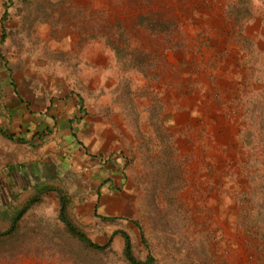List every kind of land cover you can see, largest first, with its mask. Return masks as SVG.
I'll return each mask as SVG.
<instances>
[{
	"label": "rangeland",
	"instance_id": "obj_1",
	"mask_svg": "<svg viewBox=\"0 0 264 264\" xmlns=\"http://www.w3.org/2000/svg\"><path fill=\"white\" fill-rule=\"evenodd\" d=\"M0 53V125L29 142L0 264H127L140 228L154 264H264V0H0Z\"/></svg>",
	"mask_w": 264,
	"mask_h": 264
},
{
	"label": "trees",
	"instance_id": "obj_2",
	"mask_svg": "<svg viewBox=\"0 0 264 264\" xmlns=\"http://www.w3.org/2000/svg\"><path fill=\"white\" fill-rule=\"evenodd\" d=\"M13 1V0H11ZM5 41V37L2 34V38H1V42L3 43ZM0 57H1V53H0ZM5 135L10 138L13 139L14 137L8 135L7 133H5ZM45 190H49L46 189ZM39 200V196H33L30 200L27 201V203L24 205L23 208L19 209L15 215H13L11 217V226L10 228L5 232L6 234H11L13 232H15L17 230V226L19 224V222L22 220V218L27 214V212L29 211V209ZM66 201L62 198V205L59 211V219L62 221V223L65 225V227L67 228L68 232L74 236H76L87 248L89 249H93V250H97V251H103L106 250L107 245L106 246H101L96 244L95 242H93L88 235L78 226H76L68 217L67 215V211H66ZM103 220H108V218L106 217H100ZM140 232H141V242L142 244L145 246L146 250L148 251L147 256L145 257V259H140L138 258L135 253L132 250V245H131V241H130V237L129 235L124 232V231H120L121 236L124 239V258L127 262V264H154L155 263V258L153 257V255L149 252V245L147 242V239L145 237V234L143 232V230L140 228ZM3 233V234H5Z\"/></svg>",
	"mask_w": 264,
	"mask_h": 264
},
{
	"label": "crops",
	"instance_id": "obj_3",
	"mask_svg": "<svg viewBox=\"0 0 264 264\" xmlns=\"http://www.w3.org/2000/svg\"><path fill=\"white\" fill-rule=\"evenodd\" d=\"M0 113H2V110L0 111ZM0 118H1V115H0ZM0 122H1V120H0ZM42 132L46 133V132H48V130H46V131L43 130ZM5 133L10 135L11 137L13 136L14 138L13 139L8 138L5 135ZM37 137L42 138L44 136H43V134H37V135H35V137L33 135L32 139L35 140V139H37ZM12 143H16V144L22 143L25 145V144H28L29 142L26 140V138L22 134L20 135V133H17V132L13 133L9 129H6L0 125V170H2L4 168L6 170H9L8 172L11 173L10 176L9 175L7 176V174H5V176L4 175L0 176V181H1L2 185L4 182L5 188H7L10 191L13 190L14 184H16L15 186H17V183H14L15 178L12 176L15 173V172H13L15 170L13 165L16 164V161H14L12 159L11 154H8V152L12 151L14 148L11 145ZM32 145H34V144H32ZM15 152L17 153L18 151L15 149ZM36 186L33 184V190H34L33 194H35L34 196L46 191L43 186L42 187L40 186V183H37ZM23 188H24V186H23Z\"/></svg>",
	"mask_w": 264,
	"mask_h": 264
}]
</instances>
